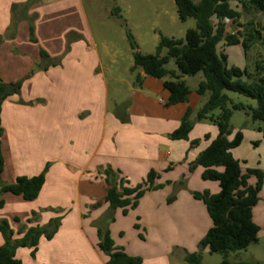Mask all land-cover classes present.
I'll use <instances>...</instances> for the list:
<instances>
[{"label":"crops","instance_id":"obj_1","mask_svg":"<svg viewBox=\"0 0 264 264\" xmlns=\"http://www.w3.org/2000/svg\"><path fill=\"white\" fill-rule=\"evenodd\" d=\"M231 1L237 2L233 9L242 12L241 0H229L230 5ZM231 23L226 21L228 34L239 30H229ZM90 38L82 0H0V78L5 84L22 82L20 93L8 97L1 110L2 182L14 184L20 177L38 176L49 165L36 200L2 195L5 205L0 209V222L8 221L19 239L24 226L26 232L62 219L51 240L41 239L35 257L29 248L17 250L16 257L23 264H106L109 256L97 246V223L107 215L114 218L108 229L117 247L131 256H141L143 264H172L173 246H166V236L176 227L170 218L172 212L178 215L180 228L188 222L204 223L205 205L193 193L209 191L214 195L221 190L218 182L202 179L201 166L190 171V165L218 136L217 127L209 121L199 122L195 116L189 141L171 138L187 110L192 117L207 102L205 95L201 96L205 101L198 99L200 106L191 104L192 94H197L204 77L193 88L184 77L191 89L188 102L167 106V77L151 78L137 69L133 73L143 77L142 86L116 77L119 85L126 86L129 97L116 88L111 103L109 82L100 70L103 63L95 53L96 46L89 44ZM221 45L224 50L225 43L218 49ZM42 52L48 58H43ZM194 140L200 142L193 147ZM252 141L264 146L261 132ZM108 168L128 187L144 183L151 171L158 174L157 185L164 180L171 183L159 190L158 196V191L147 192L137 207L151 217L149 227L160 229L165 237L166 242L160 241L166 243L161 251L137 254L118 240L120 229L115 224L123 210L111 211L104 200L109 189L104 174ZM175 183L181 185L176 192L171 189ZM172 195L176 200L169 205ZM201 227L204 231V224ZM196 235L193 233L195 239ZM4 244L0 234V246ZM177 250L192 252L181 245Z\"/></svg>","mask_w":264,"mask_h":264},{"label":"trees","instance_id":"obj_2","mask_svg":"<svg viewBox=\"0 0 264 264\" xmlns=\"http://www.w3.org/2000/svg\"><path fill=\"white\" fill-rule=\"evenodd\" d=\"M179 19L187 22L196 21V28L188 29L184 39L170 38L160 34L159 44L154 54H142L134 35L127 31L130 47L133 51L134 66L131 71L142 69L144 73L155 79L171 77L164 83L169 93L167 106L186 103L191 95V89L184 77L203 74L204 80L199 84L196 92L200 96L209 95L207 102L199 110L197 121H209L218 128V136L200 153L194 163L190 165L193 172L201 166L204 171L202 179L215 181L221 188L218 194L209 191L194 192L193 197L204 203L211 218L212 226L205 238L201 241V249L210 254H221L224 257L222 264H231L228 255L231 252L246 251L251 245L259 242L260 227L254 220L253 211L260 200V193L264 185V172L261 169H247L243 171L242 163L236 159L233 150L239 148L243 141L242 132H237L234 138L231 130V120L234 111H244L254 122H261L258 128L264 142V67L256 63L254 73L248 69L228 67V56L221 52L219 45L241 46L248 56L252 43L257 41L264 45V32L258 29V23L251 19L246 24L241 22L244 15L259 13L264 15V0H241L242 12L234 10L229 0H201L194 3L192 0H175ZM121 8L116 7L112 15L121 18ZM229 20L238 26L234 34L227 33L226 21ZM166 51V53H165ZM43 58H48L42 52ZM174 60L177 70L167 69V65ZM143 77L136 75L135 86L143 84ZM22 82L5 84L0 78V209L5 205L3 194H13L23 197L26 201L36 200L46 181L49 170L38 176L20 177L14 184H3L2 175L5 169V160L2 153L3 129L1 126V110L8 97L19 94ZM227 92L236 93L254 100L256 105L234 103ZM230 106V107H229ZM220 111L215 115V111ZM195 122L191 119V111L187 110L181 124L171 138L173 140L189 141ZM208 139L209 137L206 136ZM199 140L191 142L197 146ZM105 181L109 186L105 202L111 211L122 209L124 215L139 206L140 200L147 192L156 191L163 187L157 185L158 174L151 171L144 183L136 187L125 186L123 178L108 168L104 171ZM256 182L253 184L252 179ZM182 184V183H181ZM176 199L172 197L169 202ZM99 205H95L98 207ZM61 218L52 219L46 227L33 226L24 232L20 230L19 239L8 221L0 222V234L5 244L0 246V264H23L16 257L20 248L32 250L35 257L42 238L51 240L61 226ZM114 222L110 215L103 217L98 224V248L109 256L106 264H143L141 257L129 255L123 248L117 247L108 226ZM185 261L188 264H203L200 252L187 253Z\"/></svg>","mask_w":264,"mask_h":264},{"label":"rangeland","instance_id":"obj_3","mask_svg":"<svg viewBox=\"0 0 264 264\" xmlns=\"http://www.w3.org/2000/svg\"><path fill=\"white\" fill-rule=\"evenodd\" d=\"M82 3L91 27L89 44L96 46L94 47L95 53L99 55L102 60L103 69L100 70L109 82L111 103L116 94V88H119L123 97H129L126 86L123 87V85H119L116 81V77L119 80L129 82L136 80V74L131 72L134 66V59L133 51L127 37V31H130L134 35L139 46V51L142 54H154L159 44L160 34L170 38L184 39L188 29L196 28V21L194 19L181 22L174 0H82ZM231 5V7L235 9L237 2L231 1ZM116 7L122 10L121 18L112 15V11ZM251 19H254L259 25L258 29L264 32V15L259 13L244 15L241 22L246 24ZM228 25L229 30L231 29L233 32L237 31V25H232V23ZM222 51L228 56L227 66L229 68L238 67L240 69H248L250 73H254L257 62L261 63L264 67V45L262 42L257 41L252 43L248 56L245 55L244 50L239 46H225L223 50L221 45L218 51L219 54ZM167 69L177 70L174 60L167 65ZM188 78V84L193 88L194 86H198L200 80L203 79V74ZM167 79L171 80L172 78L167 77ZM227 94L234 103L256 105L254 100L242 95L231 92H227ZM198 99L205 101V98L203 99L201 96L193 93L191 99L192 106H200L198 104ZM127 105H129V103H127ZM112 108H114L113 105H111V109ZM219 112L220 111L217 110L214 113L218 115ZM122 116L123 118L125 117L124 111L122 112ZM195 116L197 119V115L195 114L191 117L193 121L196 120ZM261 126V122L252 121L251 117L244 111L233 112L231 120L233 135L230 137V140L234 138L237 132H242L246 135L242 145L233 150L235 156L241 161L244 172H246L247 169H261L264 172V146L259 147L257 141H252L254 135L259 132L258 128ZM255 182L256 179L253 178L252 183L254 184ZM162 185L163 187L161 189L165 188L167 185H171V183L164 180L162 181ZM173 185L171 189L173 188L175 192L181 189L179 183ZM159 190H156L158 192L155 193L158 194L155 195H159ZM172 197H174V195L169 196V199ZM175 200L176 199L171 202L168 200L169 205L173 204ZM147 201L148 200L144 201L145 206ZM204 208L206 222L202 223L200 220L198 224H193L185 219V222L189 224H185L184 228L178 227L177 224L180 222L179 217L172 212L170 218L176 227L166 236L168 245H166V243L160 244V241L166 242L165 237L161 234L160 229L149 227L148 223L152 222L151 217L141 212V209L129 211L126 215H124V213L122 214L121 220L115 224L118 230L120 229L117 233V238L124 244L123 246H125V248L137 254L148 255L155 250L161 251L165 245L168 247L173 246L172 264H188L183 255L185 253L196 252L202 254L203 264H222L224 260L223 255L210 254L207 249H201V241L205 238L212 225L207 209L205 206ZM253 215L256 224L260 227L259 242L251 245L246 251L231 252L228 255V260L231 264H264V185L260 193L259 203L254 208ZM202 224H204V231L201 227ZM193 233L197 234L196 239ZM180 245L189 247L192 252L177 250V246Z\"/></svg>","mask_w":264,"mask_h":264}]
</instances>
